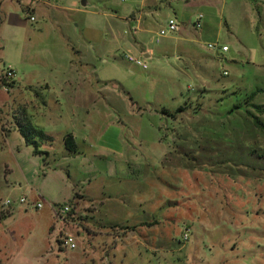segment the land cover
<instances>
[{"label": "rangeland", "instance_id": "1", "mask_svg": "<svg viewBox=\"0 0 264 264\" xmlns=\"http://www.w3.org/2000/svg\"><path fill=\"white\" fill-rule=\"evenodd\" d=\"M242 1L0 0V66L15 70V86H0V264H264V130L246 113L264 123V0ZM198 12L201 26L187 34ZM169 18L178 28L156 41ZM86 27L96 32L89 42ZM56 78L67 79L63 94L42 87ZM86 88L95 115L73 110ZM22 93L37 106L16 105ZM107 125L121 131L122 149L94 144ZM30 126L46 134L34 136L41 152L19 131ZM67 131L75 153L63 145ZM87 189L109 196L119 223L146 222L136 240L66 227ZM64 204L74 218H57ZM60 230L73 248L58 242Z\"/></svg>", "mask_w": 264, "mask_h": 264}, {"label": "crops", "instance_id": "2", "mask_svg": "<svg viewBox=\"0 0 264 264\" xmlns=\"http://www.w3.org/2000/svg\"><path fill=\"white\" fill-rule=\"evenodd\" d=\"M259 1H262V0H253L254 4H257V2H259ZM246 4H247V0H243L241 3L242 6L243 5L246 6ZM249 7L251 9L250 5H249ZM141 9H142V5H137V7L134 9V11L138 10V12H139ZM30 12H34L33 6H31V9L29 8V13ZM11 14L14 16L13 18H14L15 22L20 23L22 21L20 18H18L17 14L12 13V12H9L7 14V20L8 19L10 20ZM30 14L27 13V17ZM131 14L129 16L130 19H135L136 17L135 16L131 17ZM31 15H33V14H31ZM128 21H129V19H128ZM191 27H193L192 21L191 22L187 21V22L183 23L182 29L187 34H189ZM81 35L83 36L84 41H88V42L90 40L96 38V32L93 30V28L86 27L84 29V31L81 33ZM197 35L202 37L203 33L198 31ZM221 45H225V44H221ZM73 50H74V52H76V54L80 53L79 46L73 47ZM227 50H228V48L225 51H227ZM142 53L144 56H148V53L146 51H142ZM57 81L59 82V85L57 84ZM66 81H67V79H64V78L49 79L48 81L43 82L42 87H44L46 89H50V88L53 89V87L58 88L59 92H61V94H63V89L60 87V85L65 83ZM71 82H76V84H78V85L85 84L86 78L75 77L74 79H71ZM14 86H15V79H13V81H11V83L9 84V88H13ZM9 88H8V90H9ZM90 90L92 91V88H89V89L86 88L83 93L82 92L76 93V102H79V103L76 104V102H75L74 104H72L74 106L73 107L74 112H75V108L79 109L80 111H85L86 113L93 110L95 112L94 115L96 114V112H98L96 101L92 97V92L90 93ZM67 98L69 100L75 99V93L68 94L66 92L64 95V99H67ZM85 98H88L86 100V102L93 101V103L88 104L85 102L82 104L81 102H84ZM59 99H62V98L59 96ZM15 101H16V105H21L24 109H28L29 107L35 108L37 106V104H36L37 101L35 100V98L30 97L29 94L24 95L22 93V95L18 99H15ZM34 102H36V103H34ZM90 116H91V114H90ZM67 132L72 134V136L76 142V137L73 134V132L72 131H67ZM120 132L121 131L118 129L117 126L107 125V127L102 132L103 133L102 136L95 143L94 142L93 143L95 145H98V146H103L104 144H106V142L108 140H113L116 142L117 146H119L120 149H122V146H121V144L117 138L118 137L117 134ZM108 135H110V136H108ZM106 138L108 139L107 141L104 140ZM50 142H52V140ZM76 144H77V142H76ZM77 148H78V144H77ZM61 151H62V154H65L63 152L65 150H61ZM48 153H49V151H45L46 155H48ZM136 171H137V169H136ZM145 178H147V177H145ZM145 178L143 179L144 180L143 182H146ZM78 197H80L79 199L81 201L86 199L88 202L85 205H81L83 208L82 212L80 211V212L76 213L75 209H73L71 211V213L67 216V218L68 217L74 218L75 213H76L78 219H77V222L75 220L72 221V219H67V221H66L67 226L66 227L78 225L81 228H83V230L88 235H93V236H97V235L100 236L101 235V236H103L102 238L108 237L109 239H112V241H117V239H120L121 241H123L124 239L131 241L132 239L133 240L137 239L138 233H136V230L142 229L143 228L142 226H144L146 224V222L138 221L134 225L133 224L127 225V223H119L120 221H118V219H116L118 221L117 222L114 219L115 215L110 217L111 213L116 212V205L110 203L109 202V196L103 192L100 195H92V193L87 189L84 192H82L81 194H78ZM79 199H77V200L79 201ZM100 209H102V212H100ZM107 216H109L110 219L109 218L107 219ZM95 218H97V220ZM92 221H94V223ZM155 223H156V220H151V221H149L148 224L151 226V224L154 225ZM108 226H111L112 228L118 226V227H122V229H119L121 231H115L114 229H112V231L110 232V231H106V229H104ZM109 229H110V227H109ZM58 233L60 235L63 232H61V230H60ZM59 235L57 234L56 237L58 238ZM115 264H117V263H115ZM119 264H123V263H119Z\"/></svg>", "mask_w": 264, "mask_h": 264}, {"label": "built area", "instance_id": "3", "mask_svg": "<svg viewBox=\"0 0 264 264\" xmlns=\"http://www.w3.org/2000/svg\"><path fill=\"white\" fill-rule=\"evenodd\" d=\"M203 18V14L201 12H198L195 15V18L192 20V25L195 28H199L201 26V21ZM28 19L29 20H34V16L33 15H28ZM178 28V25L175 21L174 18H169L166 24V28H160L157 31L156 34V41L158 40L159 37L163 36L166 34V32H170V31H174ZM206 47L209 49H215V50H221L224 51L227 49V47L225 45H219L217 42H209L206 43ZM123 57L130 62H133L139 66H141L142 68H146V64L137 57H134L133 55L129 54V53H124ZM0 76L3 78L4 80V84L2 85V87L7 91L9 88V84L11 83V81H13V79L15 78V70L11 65H7V64H2L0 66ZM19 202L24 201L23 197H20L18 199ZM10 203L9 199H5L3 201V205H8ZM40 203L37 202L35 204V207H39ZM71 213V207L69 205H61V206H57V209L55 211V215L57 216V218L59 220L65 221L67 218V215ZM187 228L184 229V233H183V237H186L187 235ZM58 242L61 245L64 246H68L69 248H73L74 247V242H73V238L67 234V233H62L58 236Z\"/></svg>", "mask_w": 264, "mask_h": 264}, {"label": "trees", "instance_id": "4", "mask_svg": "<svg viewBox=\"0 0 264 264\" xmlns=\"http://www.w3.org/2000/svg\"><path fill=\"white\" fill-rule=\"evenodd\" d=\"M26 9H29V8L27 7ZM22 10L25 11V9H23V7H22ZM1 21H2V12L0 10V22ZM0 49H1V44H0ZM4 83L5 82H4L3 78L0 76V86H2ZM252 94H254V93L252 92ZM252 105H254L256 108H260V106L258 104H256V105L252 104ZM246 113L250 114L251 123L254 126L258 127L259 129L264 130V123L259 119V117L257 115L250 113L248 111H246ZM29 128L30 129L25 131L24 129H22V127H20L19 131L24 136L25 142L32 144L34 146L33 152H35V153L41 152L40 150L37 149L38 142L34 139V136L44 137L46 134H44V132L41 129L35 128L33 126H30ZM63 145H64L65 149H67L71 153L77 152V144H76L71 133H66L63 136Z\"/></svg>", "mask_w": 264, "mask_h": 264}, {"label": "water", "instance_id": "5", "mask_svg": "<svg viewBox=\"0 0 264 264\" xmlns=\"http://www.w3.org/2000/svg\"><path fill=\"white\" fill-rule=\"evenodd\" d=\"M81 4L84 5L85 4V0H80Z\"/></svg>", "mask_w": 264, "mask_h": 264}]
</instances>
